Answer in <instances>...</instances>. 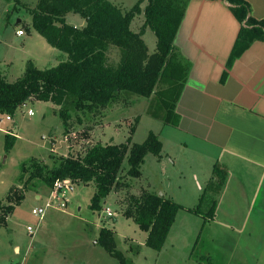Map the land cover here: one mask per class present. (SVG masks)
<instances>
[{
  "label": "rangeland",
  "instance_id": "rangeland-1",
  "mask_svg": "<svg viewBox=\"0 0 264 264\" xmlns=\"http://www.w3.org/2000/svg\"><path fill=\"white\" fill-rule=\"evenodd\" d=\"M110 1L122 10L137 2ZM36 3L37 0H0V59H7L1 61L0 73H4L9 81L22 75L29 58L38 67L45 68L58 64L66 56L57 49L60 57L56 58L38 43L31 42L35 29L29 11ZM18 18L22 19L23 25L30 23V30L22 26L25 29L23 35L15 33ZM66 19L76 26L85 24V20L76 13H68ZM139 23L133 22V28L140 29ZM145 38L150 46L156 42V36L150 29H147ZM106 54L108 64L115 67L121 56L120 50L109 46ZM157 85L159 90L165 84ZM154 98L150 100L125 93L106 108L93 113L69 107L70 119L66 131L57 112L60 106L51 100L28 99L17 108L13 129H10L12 122L9 126L5 114L0 115V204H15L0 225V264H120L118 257L97 242L102 227L114 232L116 250L124 256L125 264H204L206 259L213 264H246L240 256L228 258L229 248L217 247V244L216 247L211 246L212 249L207 248L210 235L207 227L203 226V218L183 210L178 211L160 250L145 244L147 232L123 212L130 203L131 194H140L142 188L159 194L160 190L170 187L160 177L159 163L151 153L146 154L141 166L142 178H133L129 186L112 190L102 201L100 210L88 207L94 192L93 184L71 183L64 196L58 192L57 200L52 199V206L46 208L41 218L32 214V208L45 202L50 188L36 180L34 187L23 190V180L19 177L24 161L28 163L30 158H37L51 166L68 151L81 155L96 142L122 143L130 137L131 141L140 143L150 131L158 135L167 115L165 107L157 104ZM29 109L32 114H28ZM6 133L16 135L10 150L4 148ZM128 167L124 159L119 172L120 180L128 181L125 176ZM189 184H193L192 179ZM22 191L24 197L16 204V198ZM36 194H40L41 198H36ZM174 201L186 207L197 203L189 189L181 191ZM2 212L0 206V214ZM28 225L34 228L33 235L27 232ZM212 237L214 239L216 234ZM228 244L227 240L225 245Z\"/></svg>",
  "mask_w": 264,
  "mask_h": 264
},
{
  "label": "trees",
  "instance_id": "trees-1",
  "mask_svg": "<svg viewBox=\"0 0 264 264\" xmlns=\"http://www.w3.org/2000/svg\"><path fill=\"white\" fill-rule=\"evenodd\" d=\"M142 1L138 0L130 9L122 10L110 0H37L34 8L28 10L32 16V27L49 45L66 56L55 66L44 69L28 59L22 75L13 81L0 73V115H14L17 108L32 97L51 100L60 106L57 112L66 131L70 119L69 107L93 113L106 108L125 93L150 97L158 82L169 77L167 73L172 65L171 57L176 51L173 41L188 0H147L144 23L139 31H135L131 28V22L141 12ZM225 1L241 23L233 49V53L238 54L254 39H264V18L253 17L246 0ZM68 13L80 15L85 24L76 26L67 22ZM146 26L156 36V48L151 54L142 38ZM109 46L117 47L121 53L115 67L107 62ZM176 67L178 69L180 65ZM168 83V88L161 91L162 106L167 115L164 123L175 124L174 103L179 85L173 84L172 77ZM15 140V135L6 133L5 150H10ZM161 149L162 143L153 131L140 143L131 141L130 137L122 143L96 142L81 155L68 151L51 166L37 158H30L28 163L24 161L21 164L19 179L23 180L24 191L34 187L36 180L49 188L53 187L55 181L63 179H69L71 183L93 184L94 192L88 207L100 210L102 201L112 190L129 186L131 179L141 176L146 154L160 156ZM124 159L129 166L125 175L128 181L120 180L119 172ZM25 174L28 175L24 179ZM23 197L22 191L16 198V204ZM208 199L209 196L202 194L194 207H186L142 188L140 194H131L130 203L123 214L147 232V246L160 250L179 210L200 215L204 221L213 218L215 200ZM209 201L211 204L204 212ZM0 206L3 209L1 225L15 204ZM114 236L111 229L102 227L97 242L111 255L118 257L120 264H125L124 256L116 250ZM207 264L213 263L209 259Z\"/></svg>",
  "mask_w": 264,
  "mask_h": 264
},
{
  "label": "crops",
  "instance_id": "crops-1",
  "mask_svg": "<svg viewBox=\"0 0 264 264\" xmlns=\"http://www.w3.org/2000/svg\"><path fill=\"white\" fill-rule=\"evenodd\" d=\"M246 1L253 17L264 18V0ZM146 5L143 0L141 12L131 22L135 31L139 29L133 28V22L143 25ZM21 22L16 34L18 29L30 30V23ZM240 27L225 0H188L173 41L176 51L169 77L159 81L163 88L158 90L157 85L147 98L155 97L162 106L161 91L168 88L171 77L179 85L175 124L162 121L158 134L162 149L160 156L154 155L160 177L170 185L159 194L176 200L189 189L197 203L202 194L209 196L215 209L212 219H202L210 235L207 248L217 244L229 248L228 258L240 256L246 264H264V39H254L234 54ZM147 29L142 34L145 43ZM34 33L31 42L60 57L56 48ZM146 45L148 53L155 51L156 42ZM2 59L0 65L7 61Z\"/></svg>",
  "mask_w": 264,
  "mask_h": 264
},
{
  "label": "built area",
  "instance_id": "built-area-1",
  "mask_svg": "<svg viewBox=\"0 0 264 264\" xmlns=\"http://www.w3.org/2000/svg\"><path fill=\"white\" fill-rule=\"evenodd\" d=\"M17 34H23V30L18 29ZM28 114H32L31 109L28 110ZM5 119L6 121H8L9 124L12 122L11 127L14 126V115L5 114ZM70 188H71V181L69 179L55 181L53 187L50 188V194L45 200V202L40 206H36L32 208L31 210L32 214L41 218L44 215L46 208L52 206L53 203L52 199L58 198V192H61L62 196H64L65 192H67ZM27 232L30 235H33L35 233V230L32 226H27Z\"/></svg>",
  "mask_w": 264,
  "mask_h": 264
},
{
  "label": "clouds",
  "instance_id": "clouds-1",
  "mask_svg": "<svg viewBox=\"0 0 264 264\" xmlns=\"http://www.w3.org/2000/svg\"><path fill=\"white\" fill-rule=\"evenodd\" d=\"M16 136V135H15Z\"/></svg>",
  "mask_w": 264,
  "mask_h": 264
}]
</instances>
